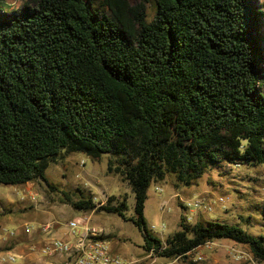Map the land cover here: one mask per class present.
<instances>
[{"label": "trees", "instance_id": "trees-1", "mask_svg": "<svg viewBox=\"0 0 264 264\" xmlns=\"http://www.w3.org/2000/svg\"><path fill=\"white\" fill-rule=\"evenodd\" d=\"M153 1L150 18L126 0L0 4V184H49L50 163L107 155L134 217L125 199L99 210L131 219L145 251L188 258L229 239L264 264V236L238 225L182 217L164 246L143 223L152 180L188 186L211 165L264 163V12L256 0Z\"/></svg>", "mask_w": 264, "mask_h": 264}, {"label": "rangeland", "instance_id": "rangeland-1", "mask_svg": "<svg viewBox=\"0 0 264 264\" xmlns=\"http://www.w3.org/2000/svg\"><path fill=\"white\" fill-rule=\"evenodd\" d=\"M35 0H0L6 9L8 5L18 8ZM130 6L143 4L148 18L155 11L153 0H126ZM264 12V0H256ZM264 33V17L262 19ZM107 155L98 160L83 152H73L63 159L50 163L45 170L49 184L40 180L31 187L0 184V242L10 231L27 223L32 230L44 223L52 224L49 236L69 239L66 224L78 216H88L95 226H103L108 235L107 242L112 251L126 260L137 264H262L255 258L234 261L230 251L250 255L246 244L229 239L213 240L210 247L197 248L188 258H165L154 251H145L142 231L131 219H124L116 213L99 210L100 206L115 205L124 200L126 218L134 217V194L120 175L107 172ZM161 188V191L158 190ZM66 195L73 201L80 196L91 198L94 210H75L67 203ZM31 196H34L32 199ZM223 202H217L218 197ZM111 198H114L110 200ZM110 200V201H109ZM201 200L212 205L211 210L186 207L185 202ZM264 163H242L240 165L220 163L206 168L202 177L188 186L177 185L173 175H166L163 181H151L144 203V228L159 238L165 246L166 239L180 229L179 222L190 226L196 221L220 222L238 225L254 236H264ZM43 239L47 237L41 233ZM9 253V252H7ZM3 254L2 256H6ZM197 253L202 259L195 261ZM1 256V257H2ZM0 264H15L1 261ZM253 257V256H252ZM251 257V258H252ZM58 264H70L61 255H54Z\"/></svg>", "mask_w": 264, "mask_h": 264}, {"label": "built area", "instance_id": "built-area-1", "mask_svg": "<svg viewBox=\"0 0 264 264\" xmlns=\"http://www.w3.org/2000/svg\"><path fill=\"white\" fill-rule=\"evenodd\" d=\"M161 191V188H158ZM33 199L34 196H31ZM217 202H223L220 196ZM186 207L192 210L204 209L211 210L210 203H204L201 200H196L193 203L185 202ZM264 206V202H263ZM52 224L44 223L39 227L40 231L45 234L50 233ZM67 232L71 235L69 239H62L59 237L47 236L44 244L40 248V253L45 256L61 255L70 264H137L136 261L126 260L114 253L107 242V231L103 226H95L90 222L88 216H78L70 219L66 224ZM24 234H30L32 226L27 224L22 226ZM13 233V232H11ZM214 241H207L204 244L195 248L210 247ZM191 254V253H190ZM231 257L234 261H242L244 259H253L252 254L246 255L240 251H230ZM252 257V258H251ZM17 257L14 254L7 253L6 256L1 257V261L15 263ZM202 259V254L197 253L194 260Z\"/></svg>", "mask_w": 264, "mask_h": 264}, {"label": "crops", "instance_id": "crops-1", "mask_svg": "<svg viewBox=\"0 0 264 264\" xmlns=\"http://www.w3.org/2000/svg\"><path fill=\"white\" fill-rule=\"evenodd\" d=\"M24 185L31 187L32 182H27ZM22 226H19L14 231H10L9 236L1 237L0 257L9 252L17 257L15 264H58L54 259V255L45 256L40 253V248L47 239V237L43 239L40 229L37 228L30 234H24ZM46 235L49 236L48 234Z\"/></svg>", "mask_w": 264, "mask_h": 264}]
</instances>
